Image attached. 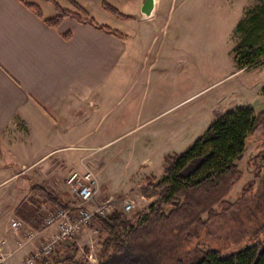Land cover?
<instances>
[{"label": "rangeland", "instance_id": "rangeland-1", "mask_svg": "<svg viewBox=\"0 0 264 264\" xmlns=\"http://www.w3.org/2000/svg\"><path fill=\"white\" fill-rule=\"evenodd\" d=\"M258 1L176 0L171 21L150 26L114 17L130 32L125 39L128 59L112 77L106 96H98L91 121L74 132L80 137L79 148L71 153L60 149L52 160L80 155L77 167L67 174L90 168L100 186L99 197L134 198L136 207L126 215L131 226H137L155 200L142 188L151 178L157 181L165 166L219 115L246 104L255 113L264 110V60L238 70L232 51L237 22L244 9ZM51 147L31 146L32 158ZM263 148L264 118L247 138L239 162L243 176L214 218L200 226L171 219L150 224L132 232L121 250L102 260L99 233L93 234L98 264H194L208 248L228 254L248 243H264V159L255 158ZM11 186H0V205L18 195V185ZM72 198L68 190L62 203L70 204ZM88 232L86 228L77 237L84 250ZM71 246L76 247V241L61 246L54 264H91Z\"/></svg>", "mask_w": 264, "mask_h": 264}, {"label": "crops", "instance_id": "crops-1", "mask_svg": "<svg viewBox=\"0 0 264 264\" xmlns=\"http://www.w3.org/2000/svg\"><path fill=\"white\" fill-rule=\"evenodd\" d=\"M55 1L76 10L69 0ZM76 1L97 22L123 35L70 16L50 27L43 19L57 14L50 1L27 0L40 6L41 18L22 0H0V186L19 187L17 196L0 205V238L6 239L4 251L12 252L8 264H21L43 235L51 233L43 224V214L53 206L43 196L49 191L62 201L69 190L67 172L82 159L77 154L52 157L60 149L71 153L79 148L80 137L74 132L91 121L98 96H106L112 77L128 59L125 39L130 32L102 7L103 0ZM106 1L131 15L126 21L140 26L168 23L176 3L155 0L152 15L144 19L140 12L144 0ZM141 29L136 33L141 34ZM49 143L50 149L39 150L32 158L31 146ZM34 184L42 187L33 188ZM16 218L42 233L23 242L24 228L10 227Z\"/></svg>", "mask_w": 264, "mask_h": 264}, {"label": "trees", "instance_id": "trees-1", "mask_svg": "<svg viewBox=\"0 0 264 264\" xmlns=\"http://www.w3.org/2000/svg\"><path fill=\"white\" fill-rule=\"evenodd\" d=\"M22 1L43 18L38 4ZM46 1L52 2L57 10L55 16L43 18L50 27L56 28L64 17L70 16L107 32L123 35L118 29L97 22L76 0H69L75 11L61 7L55 0ZM101 5L117 17H131L106 0ZM234 36L232 51L238 70L250 68L264 60V0L244 9ZM263 118L264 110L255 113L251 104L236 106L219 115L187 150L165 166L163 175L157 181L151 178L148 185L142 188V192L155 200L137 226H131L126 213L117 208L105 217H94L93 222L98 226L100 259L121 250L132 232L150 224L154 226L171 219L178 220L180 224L185 222L200 226L214 218L218 214L217 207L227 201L233 187L243 176L239 162L245 156L247 138ZM255 158L264 159V148ZM253 176L248 189L254 185L257 175ZM34 187L42 186L34 184ZM43 198L53 207L69 205H64L49 191ZM194 264H264V243H248L228 254L217 248H208L202 251Z\"/></svg>", "mask_w": 264, "mask_h": 264}, {"label": "built area", "instance_id": "built-area-1", "mask_svg": "<svg viewBox=\"0 0 264 264\" xmlns=\"http://www.w3.org/2000/svg\"><path fill=\"white\" fill-rule=\"evenodd\" d=\"M65 182L73 194L72 202L67 207H53L45 212L43 224L52 231L48 235H43L40 244L24 258L22 264H54L55 255L60 254L58 252L61 251V246L70 243L71 240L76 241V250H80L88 262L98 264L96 237L93 235L97 234L98 229L93 222L94 217H105L117 206L125 213L133 211L136 207V200L130 196L116 199L109 195L100 198V186L90 168L71 170ZM10 227L15 231L24 228L23 242H29L42 233L26 227L23 220L19 218L12 219ZM86 228H89L90 232H88L86 242L87 248L84 250L78 243L77 237ZM5 243L6 239L0 238V264H8L12 253L4 251Z\"/></svg>", "mask_w": 264, "mask_h": 264}, {"label": "water", "instance_id": "water-1", "mask_svg": "<svg viewBox=\"0 0 264 264\" xmlns=\"http://www.w3.org/2000/svg\"><path fill=\"white\" fill-rule=\"evenodd\" d=\"M155 6V0H144L142 6H141V17L144 19L149 18L154 10Z\"/></svg>", "mask_w": 264, "mask_h": 264}]
</instances>
